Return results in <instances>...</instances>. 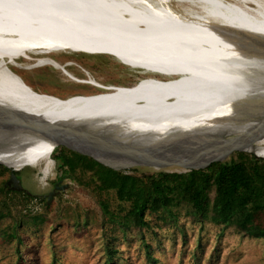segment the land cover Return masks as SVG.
Instances as JSON below:
<instances>
[{
	"label": "bare ground",
	"instance_id": "bare-ground-1",
	"mask_svg": "<svg viewBox=\"0 0 264 264\" xmlns=\"http://www.w3.org/2000/svg\"><path fill=\"white\" fill-rule=\"evenodd\" d=\"M5 36L23 40L0 42V113H15L0 118V128L18 130L13 144L0 148V162L16 169L53 151L51 136L36 132L41 119L158 143L197 131L242 134L264 117V0H0ZM79 41L114 48L145 72L181 79L60 99L32 90L3 59L10 48L31 59L23 49ZM51 65L62 69L54 60ZM130 99L135 102L123 104ZM252 150L264 156V144Z\"/></svg>",
	"mask_w": 264,
	"mask_h": 264
},
{
	"label": "rangeland",
	"instance_id": "rangeland-1",
	"mask_svg": "<svg viewBox=\"0 0 264 264\" xmlns=\"http://www.w3.org/2000/svg\"><path fill=\"white\" fill-rule=\"evenodd\" d=\"M247 4L258 7L251 1ZM2 38L0 42L5 44H23L19 37ZM23 50L31 59L22 54L13 55L16 50L10 48L9 57L3 56L7 67L36 92L60 99L97 98L112 92V87L134 88L181 79L174 72H145L142 66L119 59L114 48H104L93 41H79L62 48L34 45L28 52ZM74 52L104 53L117 59ZM51 58L64 67L52 66ZM42 60L47 61L41 63ZM90 79L107 88L101 90L90 84ZM133 102L135 99L125 100L123 104ZM263 144L264 136L254 146ZM9 168L16 171L22 190L35 199L30 203L20 202L19 197L9 193L10 172L0 175V264H110L108 246L116 250L112 256L116 264H150L146 244L152 250L155 264H264V237H246L232 226L196 222L186 215L183 207L173 209L175 223H165L155 214H147L149 227L140 232L133 227L124 230L103 215L97 197L89 188L69 178L62 179L61 185L68 186L56 191L47 204V194L55 190L53 180L58 174L52 152L35 165ZM129 169H135L136 174L157 171L146 167ZM165 171L184 172L175 167ZM109 202L111 210L116 211L119 204L113 194Z\"/></svg>",
	"mask_w": 264,
	"mask_h": 264
},
{
	"label": "trees",
	"instance_id": "trees-1",
	"mask_svg": "<svg viewBox=\"0 0 264 264\" xmlns=\"http://www.w3.org/2000/svg\"><path fill=\"white\" fill-rule=\"evenodd\" d=\"M52 158L58 171L53 182L69 178L89 188L103 215L124 230L133 227L140 232L149 227L147 214L175 223L173 209L183 207L196 222L232 226L246 237H264V158L253 153L234 151L201 169L150 174L114 170L64 146L54 147ZM11 171L0 164V175ZM9 193L22 203L35 199L24 190L10 188ZM111 194L119 204L116 211L110 208ZM144 246L148 262L155 264L150 246ZM107 253L110 264H116L112 259L116 250L108 246Z\"/></svg>",
	"mask_w": 264,
	"mask_h": 264
},
{
	"label": "water",
	"instance_id": "water-1",
	"mask_svg": "<svg viewBox=\"0 0 264 264\" xmlns=\"http://www.w3.org/2000/svg\"><path fill=\"white\" fill-rule=\"evenodd\" d=\"M74 53L116 58L104 53ZM14 114L4 110L0 113V118L4 119L5 116ZM36 125L38 126L36 132L51 136L53 148L64 146L92 157L97 162L118 171L134 167L153 168L159 171L172 167L180 168L183 171L201 169L212 162L225 160L234 151L250 152L256 157H261L252 149L256 147L254 144L258 139L264 136V117L250 125L242 134H232L224 130L198 134L197 131L170 137L158 143L132 141L114 130H96L84 128L78 124L61 126L41 119L36 122ZM17 132V129H11L9 126L1 127L0 148H7L13 144L14 139L18 137L16 136ZM119 160H123V163H119ZM0 163L10 167L4 162ZM8 176L7 184H12V189H23L13 170ZM67 186L68 184L60 187L55 186V190L47 194V204L56 191H61Z\"/></svg>",
	"mask_w": 264,
	"mask_h": 264
},
{
	"label": "flooded vegetation",
	"instance_id": "flooded-vegetation-1",
	"mask_svg": "<svg viewBox=\"0 0 264 264\" xmlns=\"http://www.w3.org/2000/svg\"><path fill=\"white\" fill-rule=\"evenodd\" d=\"M52 59V58H51ZM52 60H54V59H52ZM69 64V63H68ZM25 83V82H24ZM26 84V83H25ZM27 85V84H26ZM29 86V85H28ZM33 89V88H32ZM119 89H122V88H118V89H115V90H119ZM34 90V89H33ZM101 90H104V88L103 89H101ZM113 91H114V89H113ZM112 91V92H113ZM111 93V92H110ZM62 182V180H58V181H56V182H54V184H53V189H55L54 187L55 186H57V187H60L61 186V183ZM56 184V185H55Z\"/></svg>",
	"mask_w": 264,
	"mask_h": 264
},
{
	"label": "built area",
	"instance_id": "built-area-1",
	"mask_svg": "<svg viewBox=\"0 0 264 264\" xmlns=\"http://www.w3.org/2000/svg\"><path fill=\"white\" fill-rule=\"evenodd\" d=\"M63 67H64V66H62V68H63ZM63 70H64V69H63ZM90 84H91V83H90ZM99 85H100V87L103 86V85H101V84H99ZM108 87H110V86H108ZM102 88H104V86H103ZM112 88H114V87H112ZM105 90H106V89H105Z\"/></svg>",
	"mask_w": 264,
	"mask_h": 264
}]
</instances>
